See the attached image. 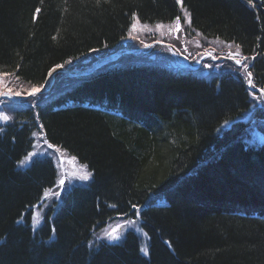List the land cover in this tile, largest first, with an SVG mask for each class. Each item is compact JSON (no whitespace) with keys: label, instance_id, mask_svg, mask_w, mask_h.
Returning a JSON list of instances; mask_svg holds the SVG:
<instances>
[{"label":"trees","instance_id":"16d2710c","mask_svg":"<svg viewBox=\"0 0 264 264\" xmlns=\"http://www.w3.org/2000/svg\"><path fill=\"white\" fill-rule=\"evenodd\" d=\"M176 21L191 61L194 47L212 49L219 68H176L149 50L59 72L12 104L0 122V264H264V0H0V73L27 92L57 65L124 46L135 23ZM39 136L90 178L34 231L59 178L50 157H27ZM137 210L148 255L133 232L96 238Z\"/></svg>","mask_w":264,"mask_h":264},{"label":"rangeland","instance_id":"374dc122","mask_svg":"<svg viewBox=\"0 0 264 264\" xmlns=\"http://www.w3.org/2000/svg\"><path fill=\"white\" fill-rule=\"evenodd\" d=\"M126 38L127 39L123 44L124 46H121L114 51L102 55H100L99 52L93 53L88 56L78 58L69 64L70 66L76 65L77 63L87 64L91 59H93V57L98 55V58L93 63L87 64L82 69H71L69 68V65H57L53 67L48 73L46 83H44L42 87L33 88L39 89V91L36 92H34L33 89L24 92L17 85L13 84L11 79L0 73V122L10 119L9 111L13 109L11 107L12 104H16L25 98H32L35 95H42L48 92L51 88L50 83L52 84L55 81L56 74L59 72L67 75H75L83 73V71L90 72L99 65L108 64L107 62L111 63L128 55H143V53L149 52V50L151 56H154L153 53L158 52L160 53V58L162 57V59L172 62L173 66L176 68L201 66V71L207 72L210 69L216 70L219 68V64L224 58L223 56H225L223 53H221V55H216L212 49L200 54L196 47L192 45V47H194V62L191 61L192 58L188 55L189 50L186 47L190 39L181 33V24L179 21L168 24H156L153 26H148L140 22L139 24L135 23ZM136 40L140 41L141 45H131ZM144 43H146V45H143ZM235 61L240 60L235 59ZM240 62L242 63L243 61ZM53 69L57 70L56 72L54 71L55 73L51 74ZM15 87L16 89H19L16 91ZM27 157H29L30 160L35 157H50L55 162L59 174L58 181L54 187L45 192L43 199L31 214L33 230L36 231L38 228L43 226L45 222V214L48 208L52 207L55 201L56 203H60L62 200V193H64L72 185L76 183H85L89 180L90 171L84 164L80 163L79 160L68 156L59 147L48 144L42 136L37 138L33 149L31 150L30 156ZM62 181L63 183H61ZM164 203L165 201L163 199H158L155 205L162 206ZM129 232H133L139 237L141 240V252L148 255L147 243L149 237L142 225V216L139 213V210L135 212V215L127 217L118 216L107 225L105 224L97 230L96 238L112 243L119 242ZM53 236H55L54 233Z\"/></svg>","mask_w":264,"mask_h":264},{"label":"snow or ice","instance_id":"6c2138e0","mask_svg":"<svg viewBox=\"0 0 264 264\" xmlns=\"http://www.w3.org/2000/svg\"><path fill=\"white\" fill-rule=\"evenodd\" d=\"M178 2H181V0H178ZM177 19H179V17H177ZM236 63L240 64L241 62L240 61H236ZM244 66L247 67V65H244ZM248 75L251 76L252 75L251 72H249ZM249 83H251V81H249ZM33 91L36 92V91H39V89H33ZM61 183H63V181Z\"/></svg>","mask_w":264,"mask_h":264},{"label":"bare ground","instance_id":"6f19581e","mask_svg":"<svg viewBox=\"0 0 264 264\" xmlns=\"http://www.w3.org/2000/svg\"><path fill=\"white\" fill-rule=\"evenodd\" d=\"M56 70H57V69H53V70L51 71V74L55 73V72H56ZM54 71H55V72H54Z\"/></svg>","mask_w":264,"mask_h":264}]
</instances>
